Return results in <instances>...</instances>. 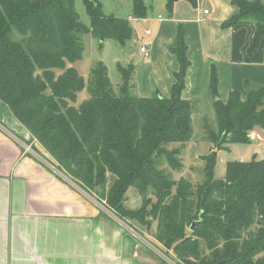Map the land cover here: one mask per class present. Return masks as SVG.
Here are the masks:
<instances>
[{"label": "trees", "instance_id": "obj_1", "mask_svg": "<svg viewBox=\"0 0 264 264\" xmlns=\"http://www.w3.org/2000/svg\"><path fill=\"white\" fill-rule=\"evenodd\" d=\"M175 1L166 0L168 13ZM83 2L88 26L80 22L74 0H0V101L57 169L113 216L128 225L136 221L146 231L154 225L153 238L177 264H264V158L227 161L224 177H213L216 149L249 143L247 133L264 128V85L245 81L244 96L231 90L223 102L212 67L209 92L216 128L205 127L213 144L221 141L202 156L201 184L192 188L184 179L173 180L154 164L164 156L178 165L179 149L164 144L185 143L193 132L194 103L181 97L189 65L184 30L178 28L171 48L179 67L170 96L116 95L105 64L97 61L88 72V97L74 106L85 82L67 63L82 55L80 35L123 45L133 35L128 18L105 14L97 0ZM232 3L238 8L232 23L259 22L257 38L264 34V0ZM131 4L132 17L147 16L143 0ZM131 69L118 65L122 76ZM130 186L141 197L135 209L124 205Z\"/></svg>", "mask_w": 264, "mask_h": 264}, {"label": "crops", "instance_id": "obj_2", "mask_svg": "<svg viewBox=\"0 0 264 264\" xmlns=\"http://www.w3.org/2000/svg\"><path fill=\"white\" fill-rule=\"evenodd\" d=\"M143 1L148 11L141 19L130 15L131 0L115 2L126 3L123 15L112 14L128 18L133 35L125 43L127 51L120 64L132 69L122 76L125 88L116 93L112 86L114 94L131 89L140 97L170 96L179 67L171 48L180 26L189 61L181 97L194 103L192 123L205 124L204 114L215 118L209 92L212 67L223 102L231 90L244 96L245 81L264 85V34L257 38L261 25L252 20L232 23L238 12L232 0H196L195 4L178 0L171 13L166 0ZM143 40L148 42L147 59L138 52ZM253 131L261 139L248 156L263 159L264 128ZM239 156L248 161L242 153ZM52 163V157L0 101V264H95L96 239L107 250L103 264H170L132 220L128 225L99 208L92 196ZM135 190L130 186L125 193L124 205L129 209L135 208L127 205L128 192Z\"/></svg>", "mask_w": 264, "mask_h": 264}, {"label": "rangeland", "instance_id": "obj_3", "mask_svg": "<svg viewBox=\"0 0 264 264\" xmlns=\"http://www.w3.org/2000/svg\"><path fill=\"white\" fill-rule=\"evenodd\" d=\"M97 1L101 3L102 10L105 14H112L113 12L123 15L127 10L125 3L126 1L121 5H116L115 2L117 0ZM74 9L78 14L80 22L88 26L90 23V19L88 13L86 12L83 0H74ZM135 27L136 26H134V28ZM80 41L83 45L81 57L73 63H67V66H73L78 71V73L83 76L85 82V86L77 92L75 101L72 102V105L74 106H78L83 100L88 97L86 88L87 76L89 69L97 61H102L105 64L111 86H113L116 93H118L120 87L125 85L126 82L122 79V75L118 70V65L124 62V54L127 51L126 45H123L118 41L110 38L100 40L96 37H93L90 33L80 35ZM55 71L56 74H60L62 72L61 69H56ZM127 93L133 95V91L131 89H129ZM204 116L206 118L205 124H203V122L201 121L199 122V120L195 123L191 122L193 132L190 140L186 141L185 143L169 142L164 144V146L168 149H179V154L176 156L178 165L172 166L164 156L157 158L154 164L155 167L161 170L165 175H167V177L173 180L184 179L185 181L190 183L192 188H194L197 184H201L205 179V161L202 159V156L206 155L208 152L214 149L213 147L216 148L218 146L213 144V142L207 138L205 127V125L207 124L211 129H215V118H212V116H209V114H204ZM32 139H34L39 144V142L35 138ZM254 142L255 141H250L249 143H230L226 145V148L216 149V162L213 170V177L215 179H222L224 177L225 165L227 161L241 159L239 156L240 153H242V157H245L244 160H249L251 157L248 156V151L254 147ZM53 163L50 165L54 166L57 169L54 161ZM109 183H111V181H109ZM94 201L99 208L104 209L105 206L102 204V202L96 200L95 198ZM140 203L141 197L139 193H137L136 190L129 191L127 196V205L137 208V206L139 207ZM106 210L104 209V211L109 213V210L107 208ZM131 222L132 224H136V226L140 228L141 234L150 241V243L152 244L151 247H153L156 252H159V254L170 264H177L174 260L172 252H165L166 250L162 249L160 244L153 238L152 234L154 231V225L152 226L150 231H146L136 221L132 220ZM102 244L103 241H101V239H96L94 241L95 264H97L98 261L103 264L107 259L105 257V252L107 250L102 246ZM140 244L142 243L140 242Z\"/></svg>", "mask_w": 264, "mask_h": 264}, {"label": "built area", "instance_id": "obj_4", "mask_svg": "<svg viewBox=\"0 0 264 264\" xmlns=\"http://www.w3.org/2000/svg\"><path fill=\"white\" fill-rule=\"evenodd\" d=\"M207 10H204V13H206ZM138 52L140 54V56L143 58V59H147L149 57V49H148V42L143 40L141 41L139 47H138ZM247 138L250 140V141H258L261 139V136L255 132V131H249L247 133ZM30 148V146H27L26 149L28 150Z\"/></svg>", "mask_w": 264, "mask_h": 264}, {"label": "water", "instance_id": "obj_5", "mask_svg": "<svg viewBox=\"0 0 264 264\" xmlns=\"http://www.w3.org/2000/svg\"><path fill=\"white\" fill-rule=\"evenodd\" d=\"M105 96H108V94H105ZM160 96H161V95L159 94V97H160ZM221 138H222V137H220V139L218 140V142L215 144L216 146L220 143ZM191 227H193V224H192ZM217 264H222V262H218Z\"/></svg>", "mask_w": 264, "mask_h": 264}]
</instances>
